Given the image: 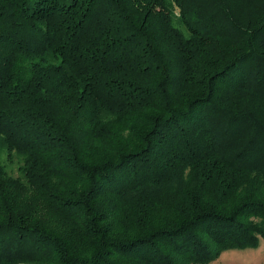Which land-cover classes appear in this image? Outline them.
Segmentation results:
<instances>
[{"label":"trees","instance_id":"1","mask_svg":"<svg viewBox=\"0 0 264 264\" xmlns=\"http://www.w3.org/2000/svg\"><path fill=\"white\" fill-rule=\"evenodd\" d=\"M261 237L264 0H0V264Z\"/></svg>","mask_w":264,"mask_h":264},{"label":"rangeland","instance_id":"2","mask_svg":"<svg viewBox=\"0 0 264 264\" xmlns=\"http://www.w3.org/2000/svg\"><path fill=\"white\" fill-rule=\"evenodd\" d=\"M19 163L18 159L14 163L7 162L13 176L19 175ZM212 264H264V238H260L257 247L225 250Z\"/></svg>","mask_w":264,"mask_h":264}]
</instances>
